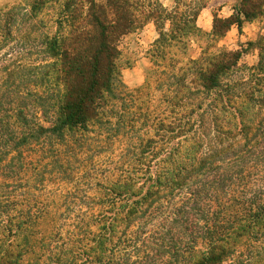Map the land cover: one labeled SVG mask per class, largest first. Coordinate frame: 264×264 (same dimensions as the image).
Masks as SVG:
<instances>
[{"label": "trees", "instance_id": "trees-1", "mask_svg": "<svg viewBox=\"0 0 264 264\" xmlns=\"http://www.w3.org/2000/svg\"><path fill=\"white\" fill-rule=\"evenodd\" d=\"M53 1L29 0L20 23ZM57 1L58 31L68 32L23 37L35 59L3 84L16 89L22 79V96L0 83V264H23L35 248L28 237L46 214L23 207L26 198L44 172L71 170L54 147L75 157L88 141L121 145L112 168L120 172L87 198L76 249L62 243L43 264H264V35L246 44L253 66L241 63L244 49L209 47L182 62L174 50L201 34L204 3ZM263 14L264 0H240L209 36L241 32ZM150 20L155 69L130 92L117 72L119 45Z\"/></svg>", "mask_w": 264, "mask_h": 264}, {"label": "rangeland", "instance_id": "rangeland-1", "mask_svg": "<svg viewBox=\"0 0 264 264\" xmlns=\"http://www.w3.org/2000/svg\"><path fill=\"white\" fill-rule=\"evenodd\" d=\"M159 1L168 10L174 7V0ZM239 2L240 0H184V3L192 8L205 4L200 12V17H198L197 27L210 30H212L215 17L221 19L230 17L234 14V9L238 7ZM28 4L29 0H0V83L2 85L5 84V81L14 80L15 75L20 77V74H16L20 70L18 67L25 66L35 59L27 53L31 49L30 44H27L26 47L22 44L26 34L31 39L38 40L42 35L53 37L57 32L60 34L68 32L66 27L58 31L57 21L61 11V1L55 0L48 3L34 20L20 23L24 13L29 10ZM220 4H224V7L219 6ZM9 12H12V15L7 20ZM32 25H35L34 29H31ZM165 29H168V25L165 26ZM200 31L201 34L187 40L185 49L181 46L179 51L174 50L177 60L182 62L189 59L196 60L201 52L208 47L210 52L223 49H244L247 54L243 56L241 63L253 66L258 61L257 52L247 47L246 44L256 42L259 37L264 35V14L253 22L244 23L241 32L237 30L236 26H233L223 38L215 41L211 40L209 33H205L201 29ZM156 38L157 30L150 20L121 41L120 56L116 61V67L120 82L128 91L132 92L144 86L146 78L155 69L150 50ZM37 60L40 62L42 59L39 56ZM14 83L18 84L16 89L13 87L7 89L3 85L5 91L7 90L5 93L10 97L19 94L22 96L26 92L25 88H22V79H16ZM38 117L42 120L40 113ZM42 124L48 126L44 122ZM78 148L76 152H82L73 157L66 152V147L56 145L54 149L60 152L63 161L70 160L71 170L65 174L44 172L40 182L35 184L36 188L31 189L30 195L26 198L27 202L23 207L32 208L33 211H44L46 215L41 217L31 229L32 232L28 239L30 245L35 248L32 253L26 254L23 264H43L46 260L45 257L48 256L47 250L55 251L56 248L63 247L62 243L73 245L75 248V245L78 244H71L78 240L73 237L77 230L74 226L80 225L77 221L78 218L90 209L87 198L98 193L99 184L107 183L120 172L112 170L114 165H119L117 162L123 149L118 143L110 145L107 151L102 146H97L96 142L91 141ZM49 160L51 159H44L43 163ZM54 212H57L55 216ZM78 212L80 213L79 217L76 215ZM59 233L62 235L59 236ZM67 238L69 239L67 240ZM21 239L18 238V242Z\"/></svg>", "mask_w": 264, "mask_h": 264}, {"label": "crops", "instance_id": "crops-1", "mask_svg": "<svg viewBox=\"0 0 264 264\" xmlns=\"http://www.w3.org/2000/svg\"><path fill=\"white\" fill-rule=\"evenodd\" d=\"M219 6H222V8L224 7V4H220ZM198 17H200V14H199V16ZM197 23H198V19H197ZM198 25V24H197ZM198 28L199 29H201V30H203L205 33H210L212 30H210L209 28L208 29H204V28H202V27H199L198 26ZM212 29V28H211Z\"/></svg>", "mask_w": 264, "mask_h": 264}]
</instances>
